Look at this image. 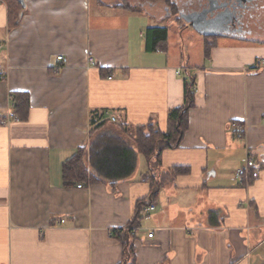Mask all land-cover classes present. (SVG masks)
I'll use <instances>...</instances> for the list:
<instances>
[{
    "label": "crops",
    "instance_id": "obj_1",
    "mask_svg": "<svg viewBox=\"0 0 264 264\" xmlns=\"http://www.w3.org/2000/svg\"><path fill=\"white\" fill-rule=\"evenodd\" d=\"M96 1L93 11L92 0H25L10 30L0 0V264H119L112 232L150 196L146 160L145 171L137 167L115 191L62 183L64 162L90 144L92 114L104 112L112 124L151 121L165 132L184 97L186 68L170 55L171 28L143 31L144 20L168 19L124 0ZM155 28L168 29L158 49L150 45ZM221 38L238 44L218 40L206 59L204 36L205 64L189 65L195 107L180 147L162 155L164 170L188 173L142 215L137 264H264V165L256 179L240 184L236 176L264 148V45ZM16 92L30 97L25 122L12 115Z\"/></svg>",
    "mask_w": 264,
    "mask_h": 264
},
{
    "label": "trees",
    "instance_id": "obj_2",
    "mask_svg": "<svg viewBox=\"0 0 264 264\" xmlns=\"http://www.w3.org/2000/svg\"><path fill=\"white\" fill-rule=\"evenodd\" d=\"M8 10V25L12 30L20 24L26 7L18 0H3ZM128 0H124V7ZM149 4L164 3L172 11L171 0H139ZM173 19V18H171ZM181 31L185 23L181 19H173ZM221 36L205 35V57L210 58L211 51L217 46ZM168 42V29L155 28L150 30V45L158 49ZM196 76L193 70L186 68L184 78V97L182 105L170 110L167 118V130L162 132L153 122L144 126H130L126 123L112 124L105 119V113L92 114L90 144L86 148L76 150L73 156L62 166V183L65 188L79 185L91 186L107 184L115 191L117 185L134 175L138 167V160L143 156L148 171L144 180L150 184L149 198L136 203L135 213L126 228L115 230L112 236L122 246V259L119 264H137L135 230L141 225L144 217L142 211L156 203V200L166 185L175 182V179L187 174L184 168H162V155L166 151L178 149L184 139L189 126V114L196 102ZM13 108V117L25 122L30 110L28 93L16 92L10 96ZM109 124L111 126L109 127ZM98 135H94L99 132ZM262 167V166H261Z\"/></svg>",
    "mask_w": 264,
    "mask_h": 264
},
{
    "label": "flooded vegetation",
    "instance_id": "obj_3",
    "mask_svg": "<svg viewBox=\"0 0 264 264\" xmlns=\"http://www.w3.org/2000/svg\"><path fill=\"white\" fill-rule=\"evenodd\" d=\"M171 4L172 11L165 5V12L186 27L241 40L254 36V25L264 13V0H171Z\"/></svg>",
    "mask_w": 264,
    "mask_h": 264
},
{
    "label": "rangeland",
    "instance_id": "obj_4",
    "mask_svg": "<svg viewBox=\"0 0 264 264\" xmlns=\"http://www.w3.org/2000/svg\"><path fill=\"white\" fill-rule=\"evenodd\" d=\"M154 5L155 6L147 2L141 3L139 0H128L125 3V6L132 7L133 9H141V6H146L143 7L144 10L150 13L151 15H154L157 18H161L162 20L168 19L166 20V22L157 21V19L154 20L153 18L148 19V21L144 20V22H147V26L143 28V31H145V29H147L150 26H168L169 28H171L170 41L172 48L170 55L176 60V62L179 65H181L182 68H189L190 67L189 65L201 66L205 64V59L203 57L204 35L201 34L199 31L189 27H184V29H182L181 31L180 27H178L171 18H166V12H165L166 7L164 3H158ZM97 7H98L97 1L92 0L93 11H95ZM260 15L261 18L259 24L254 23L255 24L253 28L254 36L248 37V40L253 41V43L259 42L264 45V13ZM218 40L219 43L221 44L222 43L238 44L236 41L228 40L221 37ZM183 73L185 75V72ZM99 133L100 131L95 133L94 135H98ZM241 150L242 151H240L239 154H237V157L245 158L244 151L243 149ZM145 166H146L145 159L143 157H140L139 165H138L139 173L145 171ZM152 207H154V205L150 207H146L144 209H148ZM153 210H150V212ZM143 211H142V215H147L150 213L149 212L147 214H144Z\"/></svg>",
    "mask_w": 264,
    "mask_h": 264
},
{
    "label": "built area",
    "instance_id": "obj_5",
    "mask_svg": "<svg viewBox=\"0 0 264 264\" xmlns=\"http://www.w3.org/2000/svg\"><path fill=\"white\" fill-rule=\"evenodd\" d=\"M58 62L61 65H67V63H68L67 60L63 56L58 57ZM90 63L94 64V60L90 59ZM177 74H180V72L178 71ZM2 79L3 78L0 77V80H2ZM14 120H17V118L14 117ZM110 120L112 122H116V118L114 116H111ZM236 129L240 130L241 128L236 125ZM238 137L241 138L242 135L239 133ZM236 176H237V179H238L240 184L245 183L249 178H252V179L258 178L259 170H258L257 162L253 158L250 157L247 160L245 168L238 170L236 173ZM78 188H83V186L79 185ZM153 209H154V207L144 209L143 213L147 214L150 212V210H153ZM62 223H64V221ZM152 237H153V234H149V238H152Z\"/></svg>",
    "mask_w": 264,
    "mask_h": 264
},
{
    "label": "water",
    "instance_id": "obj_6",
    "mask_svg": "<svg viewBox=\"0 0 264 264\" xmlns=\"http://www.w3.org/2000/svg\"><path fill=\"white\" fill-rule=\"evenodd\" d=\"M23 6H25V0H18ZM193 29L197 30L195 26H191ZM199 31V30H197ZM201 34H203L204 36L207 35V33L203 32V31H199ZM252 156L257 158V163H258V167H261L264 165V148H258L256 150H254L252 152Z\"/></svg>",
    "mask_w": 264,
    "mask_h": 264
}]
</instances>
